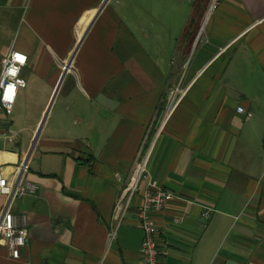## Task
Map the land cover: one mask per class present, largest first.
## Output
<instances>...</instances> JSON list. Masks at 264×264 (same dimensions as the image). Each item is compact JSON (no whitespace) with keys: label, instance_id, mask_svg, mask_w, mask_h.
Here are the masks:
<instances>
[{"label":"crops","instance_id":"obj_1","mask_svg":"<svg viewBox=\"0 0 264 264\" xmlns=\"http://www.w3.org/2000/svg\"><path fill=\"white\" fill-rule=\"evenodd\" d=\"M181 1L0 0V73L28 56L0 109V170L13 180L29 150L38 185L13 208L21 257L0 244V264H141L155 185L172 194L152 212L163 264H264V0H217L201 30Z\"/></svg>","mask_w":264,"mask_h":264},{"label":"built area","instance_id":"obj_2","mask_svg":"<svg viewBox=\"0 0 264 264\" xmlns=\"http://www.w3.org/2000/svg\"><path fill=\"white\" fill-rule=\"evenodd\" d=\"M17 57H22L23 61ZM28 56L20 51L12 50L2 59V68L0 73V109L10 112L17 100L18 90L27 85L26 80L21 76V70L26 66ZM11 94V99H5ZM239 113L244 111L242 106L237 108ZM264 150V145H263ZM30 151L24 153L18 171L13 180L8 179L0 170V194L5 195L6 201L0 212V244L8 247L10 255L14 259L21 257L22 250L28 241V226L26 215H17L14 213V205L19 198L26 194H34L38 190V185L27 180L25 173L30 167ZM148 157L137 162L130 180L125 188L123 196L118 200L115 206V218L121 223L126 211L129 208L132 196L139 190L140 183L148 177L147 170ZM172 194L161 186H154L153 190H146L143 202L138 210L142 228L144 230V239L140 249L141 264H163L161 259V250L156 238L158 227L152 212L163 210ZM116 231L111 232L115 237Z\"/></svg>","mask_w":264,"mask_h":264},{"label":"rangeland","instance_id":"obj_3","mask_svg":"<svg viewBox=\"0 0 264 264\" xmlns=\"http://www.w3.org/2000/svg\"><path fill=\"white\" fill-rule=\"evenodd\" d=\"M215 0H182L181 4L177 6V11L184 16H188L190 20H197L199 18L198 29L201 30L205 24L206 18L209 14V8L213 9ZM217 2V0H216ZM215 5V4H214ZM16 107L12 111V117H16Z\"/></svg>","mask_w":264,"mask_h":264},{"label":"snow or ice","instance_id":"obj_4","mask_svg":"<svg viewBox=\"0 0 264 264\" xmlns=\"http://www.w3.org/2000/svg\"><path fill=\"white\" fill-rule=\"evenodd\" d=\"M17 59L23 61L22 57H17ZM8 99H11V94L9 95Z\"/></svg>","mask_w":264,"mask_h":264},{"label":"water","instance_id":"obj_5","mask_svg":"<svg viewBox=\"0 0 264 264\" xmlns=\"http://www.w3.org/2000/svg\"><path fill=\"white\" fill-rule=\"evenodd\" d=\"M228 264H237V263H235L233 260H229Z\"/></svg>","mask_w":264,"mask_h":264},{"label":"clouds","instance_id":"obj_6","mask_svg":"<svg viewBox=\"0 0 264 264\" xmlns=\"http://www.w3.org/2000/svg\"><path fill=\"white\" fill-rule=\"evenodd\" d=\"M8 97H7V93H6V95H5V99H7Z\"/></svg>","mask_w":264,"mask_h":264},{"label":"bare ground","instance_id":"obj_7","mask_svg":"<svg viewBox=\"0 0 264 264\" xmlns=\"http://www.w3.org/2000/svg\"><path fill=\"white\" fill-rule=\"evenodd\" d=\"M216 3V0L214 1V4ZM214 4H213V6H214ZM210 12V11H209Z\"/></svg>","mask_w":264,"mask_h":264}]
</instances>
